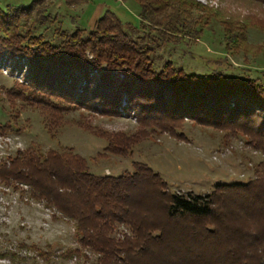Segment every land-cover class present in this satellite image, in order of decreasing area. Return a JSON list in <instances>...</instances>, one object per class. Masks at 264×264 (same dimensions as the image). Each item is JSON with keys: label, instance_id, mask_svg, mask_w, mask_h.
Segmentation results:
<instances>
[{"label": "trees", "instance_id": "1", "mask_svg": "<svg viewBox=\"0 0 264 264\" xmlns=\"http://www.w3.org/2000/svg\"><path fill=\"white\" fill-rule=\"evenodd\" d=\"M43 1L0 7V53L18 57L14 64L0 57V64L11 73L27 67L24 84L6 92L12 101L42 109L48 132L59 128L62 114L71 109L100 115L125 111L133 112L139 125L133 133L87 129L107 142L97 157L129 155L150 136V127L175 137L184 118L241 131L264 153V85L258 79L219 70L197 75L170 60L155 68L156 52L198 39L211 18L223 30L227 54L243 43L247 28L264 30V23L231 18L193 0H134L137 26L105 11L87 34L80 27L54 28L53 43L36 33L55 21ZM63 1L69 8L82 0ZM249 1L264 6V0ZM10 125H0V132ZM0 180L28 186L31 198L74 223L80 249H67L63 258L87 250L97 255L90 264H264V166L254 180L193 194L170 192L160 175L141 163L119 176L95 175L71 150L27 148L0 163ZM116 225L128 227L130 235L117 237ZM38 252L47 260L48 254Z\"/></svg>", "mask_w": 264, "mask_h": 264}, {"label": "rangeland", "instance_id": "2", "mask_svg": "<svg viewBox=\"0 0 264 264\" xmlns=\"http://www.w3.org/2000/svg\"><path fill=\"white\" fill-rule=\"evenodd\" d=\"M31 1L0 0V7H26ZM82 1L68 8L63 0H44L46 14L55 21L46 27L47 30L40 27L36 33L53 43L57 41L53 33L56 27L69 32L80 27L87 34L105 11H112L122 22L135 26L139 23V6L134 0H87L85 4ZM193 1L231 18L264 23V6L249 0ZM225 45L220 24L211 18L198 39L188 40L185 44H168L156 52L155 68L159 69L163 62L170 60L185 72L204 75L219 70L228 76L258 79L264 85L261 74L264 71L263 28H247L243 43L228 54ZM6 53H0L2 60L14 64L18 57H7ZM26 72L27 67L23 66L11 73L9 68L0 64V125L11 124L8 131L0 132V163L8 162L17 151L27 148L39 149L43 153L71 150L87 160L90 172L95 175L119 176L132 172L133 163H141L158 173L170 192L193 194L209 193L218 184L254 180L264 166V153L248 144L241 131L201 125L189 118L183 119L175 137L150 127L147 129L150 136L133 146L129 155L97 157L98 153H105L107 142L87 129L133 133L139 126L133 112L100 115L89 109H71L62 114L64 123L48 132L44 128L46 113L42 109L21 100L12 101L7 95L8 89L24 84ZM58 215L43 202L31 198L28 186L0 180V264L93 262L97 255L87 250H80V255L69 258L60 256L67 249L80 248L74 223ZM116 231L117 237L122 233L130 235L125 225H116ZM38 251L48 254L47 260L39 256Z\"/></svg>", "mask_w": 264, "mask_h": 264}]
</instances>
